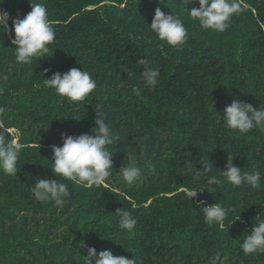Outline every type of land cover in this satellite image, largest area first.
Returning a JSON list of instances; mask_svg holds the SVG:
<instances>
[{
  "label": "trees",
  "instance_id": "16d2710c",
  "mask_svg": "<svg viewBox=\"0 0 264 264\" xmlns=\"http://www.w3.org/2000/svg\"><path fill=\"white\" fill-rule=\"evenodd\" d=\"M34 2L46 5L55 31L50 56L18 64L11 20L9 32L0 29V133L22 145L17 175L0 170V264H83L80 240L136 264H264V253L241 249L264 221V130L242 134L222 116L234 98L264 109V0H235L242 11L224 32L203 29L187 9L198 4L186 0ZM157 7L183 21L182 47L150 30ZM0 9L22 18L30 0H2ZM146 58L159 70L154 89L136 66ZM71 68L96 81L86 102L45 86L53 72ZM96 111L120 140L109 146L112 174L100 186L83 187L55 176L50 145H62L64 132L94 135ZM127 156L141 168L133 185L119 172ZM228 157L243 172H260V188L230 184L222 174ZM204 162L212 171L194 181L192 170ZM212 176L218 184L207 183ZM37 178L67 184V203L37 200ZM193 188L203 190L191 201L186 190ZM199 201L230 209L223 226L205 223ZM120 208L137 221L131 232L120 228Z\"/></svg>",
  "mask_w": 264,
  "mask_h": 264
},
{
  "label": "clouds",
  "instance_id": "9594fccd",
  "mask_svg": "<svg viewBox=\"0 0 264 264\" xmlns=\"http://www.w3.org/2000/svg\"><path fill=\"white\" fill-rule=\"evenodd\" d=\"M159 2L164 3L162 0ZM186 3L187 5L197 3L198 7L191 9L187 7L190 16L198 20L203 29L216 32L226 31L230 27L232 17L242 11L240 4L235 0H186ZM30 8L31 11L22 18L19 15L11 17L9 12L0 9V29L5 30L4 33L10 31L9 20H11V31L14 33L11 44L15 46V59L18 64L32 65L34 60L37 63L40 58L50 56L48 55L49 45L55 41V31L50 23L46 5L30 0ZM148 25L160 40L173 47H182L187 41V29L183 21L173 12L167 14L157 7ZM136 66L137 68L142 66L143 81L154 89L158 84L159 70L149 67L147 58L137 60ZM44 71L47 72L49 69ZM45 86L55 89L58 95L70 101L86 102L97 84L89 72L71 68L63 73L53 72L51 77L45 78ZM133 92L137 96L141 94L135 87ZM222 116L229 129L242 134L248 133L253 128L264 130V109L254 107L241 99L234 98L230 104L226 105ZM106 120L103 111H96L94 127L96 131H92L94 135L87 132L70 135L64 132L61 133L62 145H50L53 163L51 169L55 176L59 175L83 187L104 184L114 168L113 151H110L109 146L117 144L120 140ZM21 148L22 145L19 143L5 142L4 135L0 133V170L5 174L17 175V162ZM233 160L228 157L223 169L222 174L227 181L236 187L247 184L253 189H259L261 173L243 172ZM126 161L127 163L119 168V172L124 183L133 185L141 179V168L135 156H127ZM200 164L202 167L195 166L192 170L194 181H199L202 176L212 171L213 165L207 162ZM207 183L218 184L219 181L212 176ZM202 190L199 188L186 190V195L193 201ZM32 194L37 200L54 202L58 207H63L70 197L67 184L52 178H37L32 186ZM198 203L202 207L205 223L209 226H223L230 209L217 203L207 205L203 201ZM116 214L119 217L121 229L131 232L135 228L137 221L129 211L120 208ZM76 246L78 249H86V255H84L86 260L83 264H136L134 257L130 259L123 255H115L111 249L98 252L94 246H89L86 240L78 241ZM241 249L245 254L264 253V221L253 227L251 233L243 240Z\"/></svg>",
  "mask_w": 264,
  "mask_h": 264
},
{
  "label": "rangeland",
  "instance_id": "374dc122",
  "mask_svg": "<svg viewBox=\"0 0 264 264\" xmlns=\"http://www.w3.org/2000/svg\"><path fill=\"white\" fill-rule=\"evenodd\" d=\"M10 132H12L14 135L17 134L16 130L14 129H10ZM16 141V139L14 140V142Z\"/></svg>",
  "mask_w": 264,
  "mask_h": 264
}]
</instances>
